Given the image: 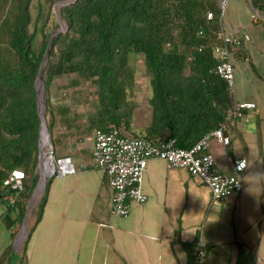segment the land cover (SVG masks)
Returning a JSON list of instances; mask_svg holds the SVG:
<instances>
[{
  "label": "trees",
  "instance_id": "1",
  "mask_svg": "<svg viewBox=\"0 0 264 264\" xmlns=\"http://www.w3.org/2000/svg\"><path fill=\"white\" fill-rule=\"evenodd\" d=\"M59 1L69 0H0V202L5 206L3 216L15 211L13 222L18 223L39 179L40 116L34 82L51 33L60 28L53 12ZM250 3L264 16V0ZM221 13L218 0H75L59 6L57 14L66 30L51 37L41 73L53 156H66L60 150L76 133L124 128L125 136L173 139L176 146L187 149L217 128L233 102L225 82L213 72ZM231 50L237 51L234 46ZM137 57L142 58L148 84L149 119L135 131ZM69 76L68 85L83 82L96 88L91 111L81 123L71 120L69 105L54 99L51 92L68 88L57 79ZM14 169L24 173L19 194L3 186ZM49 179L31 211L34 220L18 264H23L26 241L42 216ZM8 193L13 203L4 198ZM198 241L196 233L192 240L179 242L183 264L197 263L192 252ZM10 253L11 245L0 254V264L10 261ZM255 261L253 253L236 243L234 264Z\"/></svg>",
  "mask_w": 264,
  "mask_h": 264
},
{
  "label": "crops",
  "instance_id": "2",
  "mask_svg": "<svg viewBox=\"0 0 264 264\" xmlns=\"http://www.w3.org/2000/svg\"><path fill=\"white\" fill-rule=\"evenodd\" d=\"M224 2L223 33L231 37L243 34L248 36L232 57V100L251 102L255 107L246 110L241 118L228 126L231 128L226 133L228 138H231L227 147L228 156L243 158L247 162L243 180L249 173L246 150L243 148L245 152L242 153L233 141L242 135L237 127L239 120L243 121L245 129L248 130V126L253 123L254 111L258 107L263 110L264 85L255 88L257 81L253 76L252 65L254 63L264 67V21L253 19L249 0ZM93 143L94 133H76L67 138L60 152L70 156L76 166L82 164L87 167L78 169L74 174L56 175L49 179L42 216L26 241L22 262L183 264L184 260L177 255V247H181L180 241H190L198 233L194 231L192 235L191 232L189 238L182 236L191 228V219L198 215L203 207L215 203H211L209 189L190 176L186 169H169L162 159L152 158L147 162L141 181V190L146 196L145 202L132 203L127 216L112 220L109 218L112 215L109 210L111 191L105 183V173L90 165ZM210 152L216 165L228 173L222 145L212 141ZM240 196L241 194L232 196L234 205ZM230 202L231 199L218 204L223 208L229 206ZM4 212L5 206L0 202V219ZM220 229L218 228V232ZM202 241L207 248L206 254L210 246L218 244L214 239ZM236 243L242 244L245 252L255 255V264H264V254L258 251L259 245L249 246L245 237L234 242L232 264ZM6 247L4 246L2 251Z\"/></svg>",
  "mask_w": 264,
  "mask_h": 264
},
{
  "label": "built area",
  "instance_id": "3",
  "mask_svg": "<svg viewBox=\"0 0 264 264\" xmlns=\"http://www.w3.org/2000/svg\"><path fill=\"white\" fill-rule=\"evenodd\" d=\"M223 7L224 3L221 4ZM211 15L208 14V18ZM220 44L214 46L213 53L218 63L213 68L214 74L220 77L231 93L234 91V71L232 65L233 50L231 46L240 48L243 40L248 36H227L221 30L217 33ZM251 102L233 101L226 110L225 119L217 128L204 134L190 148H181L174 144L173 139H145L125 136L119 128H112L108 132H95L91 151L90 165L105 173L108 189L111 191L110 213L114 216L125 217L129 214L130 206L142 204L146 200L141 190V181L149 159H162L167 168H184L190 176L204 184L210 191L211 203H226L233 195L242 192V176L247 166L243 158H230L227 147L229 138L225 134L228 126L242 117L246 110L253 109ZM219 142L225 154V162L229 172H223L217 165L210 152L212 141ZM49 157V172L53 176L74 174L86 165L76 166L71 157L66 155L56 158L51 147ZM24 173L21 169L12 170L3 181V186L14 193L23 191ZM9 203L14 199L11 194L4 197ZM192 255L197 263L203 264L202 258L206 255V247L202 241L197 242Z\"/></svg>",
  "mask_w": 264,
  "mask_h": 264
},
{
  "label": "rangeland",
  "instance_id": "4",
  "mask_svg": "<svg viewBox=\"0 0 264 264\" xmlns=\"http://www.w3.org/2000/svg\"><path fill=\"white\" fill-rule=\"evenodd\" d=\"M224 1L218 0L220 6H222L221 4ZM221 11V20L223 22L225 19L224 6L221 7ZM53 12H57V9L53 8ZM253 19L263 22L264 16L253 9ZM135 67L134 100L137 106L134 114L133 127L135 131H138L139 128L145 126L149 119L146 103L148 84L146 76L144 75L141 57L136 58ZM252 72L257 81L255 88H260L262 84L264 85V67L260 64L255 65L253 63ZM71 78V76L59 78L57 82L67 84ZM95 89L90 83L81 82L78 86L69 84L68 88L62 91L52 89L51 92L56 95L54 99L69 105L70 116L73 118L71 120H76V123H81L85 118V114L91 111V104L95 100ZM262 106V111L259 110V107L254 111L253 123L248 126V130L245 129L246 127L242 123V120H239L237 123L238 130L242 135L241 138L235 139L233 144L237 145L239 147L238 150L242 151V153L246 150L248 159L247 171L249 172L242 180L243 186L240 200L238 199L234 205L232 203L233 197L231 196L232 198H229V200L231 199L229 206H223L222 208L218 203H214L213 205L208 204L206 207H203L201 212L189 222L191 228L182 235L185 238H189L191 232L193 235L194 231H197L200 236V241L202 239H214L215 243H218L210 246L207 254L202 258V262L205 264H232L234 242L240 241L243 237L248 240L249 246L255 247V245H259L258 251L264 254V101ZM120 130L123 134L128 133L124 128ZM43 150L48 155L50 145L45 146ZM40 163L41 159L38 162L39 167ZM38 164L36 169L39 174ZM42 192L37 196L31 211L35 208ZM29 198L24 203L25 209ZM15 216V211H10L8 215H4L0 219V252L4 246L11 245L12 249L13 244L20 234L22 222H13ZM109 218L112 220L119 219V217L112 215ZM33 220L34 216L30 212L28 216V228ZM218 228H221L220 232H218ZM253 251H255V248H253ZM177 255L182 260H185V254L181 247H177ZM4 264H10V261L8 260ZM23 264H25L24 261Z\"/></svg>",
  "mask_w": 264,
  "mask_h": 264
},
{
  "label": "water",
  "instance_id": "5",
  "mask_svg": "<svg viewBox=\"0 0 264 264\" xmlns=\"http://www.w3.org/2000/svg\"><path fill=\"white\" fill-rule=\"evenodd\" d=\"M74 1L75 0H69L67 2L59 1V2H57L54 5L53 8L57 9L59 6L68 5V4L73 3ZM250 5H251V3H250ZM251 7H252V5H251ZM55 15H56V18L58 19V22L60 24V28L61 29L56 30V31L51 33L50 39L48 41L47 47H46L44 55H43V59L41 61L40 67H39L38 75H37V77L35 79V82H34V87H35V90H36L37 108H38V113H39V116H40L39 139H38V162H40V159H41L40 157H41V153H42L41 152V134H42V132H45V134L47 136V143H48V145H50L49 144V134H48V131H47L46 120H45V99H44V94H43V84H42V80H41L42 68H43L44 63L46 62V60L48 58V55H49V50H50V47H51V37L53 35L61 32V31H65L66 30L64 24L61 23L57 12H55ZM50 147H51V145H50ZM38 167H39V164H38ZM48 177L49 176L47 174H45L42 177L41 170L39 168V179H38L37 185H36L34 191L32 192L30 198L27 200L26 212H25V215H24L23 220H22V226H21V230H20V234H19L20 235V240H19L18 244L15 242L13 244L12 249H11L10 264L11 263L12 264H16L17 263L18 256L20 255V251L22 250L24 241L28 237V216H29V214L31 212V209H32L33 205L35 204L37 196L44 190ZM42 180H43L42 185L39 188L40 183H41Z\"/></svg>",
  "mask_w": 264,
  "mask_h": 264
},
{
  "label": "bare ground",
  "instance_id": "6",
  "mask_svg": "<svg viewBox=\"0 0 264 264\" xmlns=\"http://www.w3.org/2000/svg\"><path fill=\"white\" fill-rule=\"evenodd\" d=\"M47 145H48L47 136H46L45 132H42V134H41V152L42 153H41V157H40L41 158V163H40V167H39L40 170H41L42 177L46 173H48L49 169H50V166L48 165L49 164V157H47V155L45 154V152L43 150V148L45 146H47ZM42 182H43V180L41 181L39 188L41 187ZM19 240H20V235L18 236V238L16 240L17 244H18Z\"/></svg>",
  "mask_w": 264,
  "mask_h": 264
}]
</instances>
